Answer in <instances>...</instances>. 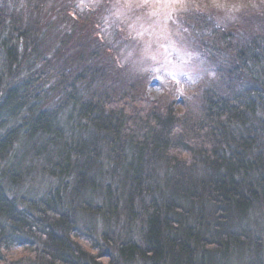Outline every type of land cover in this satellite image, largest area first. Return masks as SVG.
I'll use <instances>...</instances> for the list:
<instances>
[{
	"label": "trees",
	"instance_id": "trees-1",
	"mask_svg": "<svg viewBox=\"0 0 264 264\" xmlns=\"http://www.w3.org/2000/svg\"><path fill=\"white\" fill-rule=\"evenodd\" d=\"M75 1L64 13L92 17L90 40L66 30L54 47L53 24L6 20L0 3V161L20 138L57 144L47 156L56 182L42 195L17 201L0 182V263L225 264L241 255L237 219L264 203V0H232L234 20L213 6L177 13L211 72L182 91L170 86L164 104L143 94L146 73L118 61L119 32L110 43L101 31L106 8L82 13ZM77 211L113 221L100 234L107 245L79 227Z\"/></svg>",
	"mask_w": 264,
	"mask_h": 264
},
{
	"label": "rangeland",
	"instance_id": "rangeland-1",
	"mask_svg": "<svg viewBox=\"0 0 264 264\" xmlns=\"http://www.w3.org/2000/svg\"><path fill=\"white\" fill-rule=\"evenodd\" d=\"M1 2H4L2 9L7 12L6 20L14 15L20 24H35V19L40 23L47 21L53 24V30H48L46 34L48 46L54 47L57 43L56 35L66 30H79L90 40L92 17H66L64 11L68 0H0ZM56 3L60 5L56 7ZM75 4L82 13L85 9L106 8V13L100 17L103 35L112 43L114 34L119 32L121 45L117 47L118 61L128 66L130 71L146 73L149 79L143 94L161 104L169 101L162 96L166 95L170 86H178L182 91L183 87H191L209 77L211 72L208 61L192 47L194 41L189 36L192 32L186 23L177 19V13L186 12L192 6L205 9L213 6L215 10L221 11L220 19L234 20L236 11L240 8L238 2L232 0H76ZM242 28L236 29L239 37L245 34ZM100 47L109 59L107 47ZM180 72L187 75H180ZM181 99L179 95L173 103L176 110L184 107ZM5 127L1 129L2 132ZM36 139L38 140L31 138L30 143L20 138L8 156L0 161V182L7 188L9 197L17 201L20 198L35 199L56 182V177L49 173V168L52 167H49L51 164L48 163L47 156L54 152L53 147L57 144L53 143L52 138ZM43 141L47 144L45 149H40ZM80 199L78 201L81 202ZM76 219L79 227L83 231L88 230L97 244H106L102 243L100 234L108 226L114 225L113 221L106 223L101 215L91 216L82 211H77ZM234 231L244 240V248L241 255H232L225 264H264V203L257 202L244 218L237 219ZM81 243L87 249L92 248L91 241ZM21 251L23 249L16 250L14 257H20ZM100 260L105 262L106 259L101 257Z\"/></svg>",
	"mask_w": 264,
	"mask_h": 264
},
{
	"label": "snow or ice",
	"instance_id": "snow-or-ice-1",
	"mask_svg": "<svg viewBox=\"0 0 264 264\" xmlns=\"http://www.w3.org/2000/svg\"><path fill=\"white\" fill-rule=\"evenodd\" d=\"M172 73H170V75H171ZM180 75H187V73H183V72H180L179 73Z\"/></svg>",
	"mask_w": 264,
	"mask_h": 264
}]
</instances>
